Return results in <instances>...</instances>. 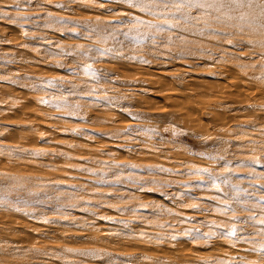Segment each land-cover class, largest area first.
Segmentation results:
<instances>
[{
	"label": "rangeland",
	"instance_id": "obj_1",
	"mask_svg": "<svg viewBox=\"0 0 264 264\" xmlns=\"http://www.w3.org/2000/svg\"><path fill=\"white\" fill-rule=\"evenodd\" d=\"M262 220L264 0H0V264H264Z\"/></svg>",
	"mask_w": 264,
	"mask_h": 264
},
{
	"label": "snow or ice",
	"instance_id": "obj_2",
	"mask_svg": "<svg viewBox=\"0 0 264 264\" xmlns=\"http://www.w3.org/2000/svg\"><path fill=\"white\" fill-rule=\"evenodd\" d=\"M127 2L129 4H131L133 7H137L141 3V0H127ZM180 2L183 4H194L195 0H180ZM143 10H147V9H143ZM229 43H231V42H229ZM191 207H196V205H192ZM260 223L262 225H264V220L260 221ZM232 234H234V233H232Z\"/></svg>",
	"mask_w": 264,
	"mask_h": 264
}]
</instances>
